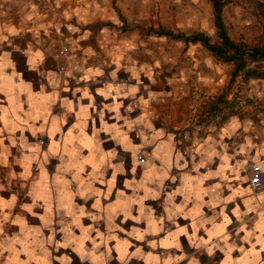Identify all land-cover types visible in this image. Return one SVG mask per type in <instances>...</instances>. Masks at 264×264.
<instances>
[{
    "label": "crops",
    "instance_id": "obj_1",
    "mask_svg": "<svg viewBox=\"0 0 264 264\" xmlns=\"http://www.w3.org/2000/svg\"><path fill=\"white\" fill-rule=\"evenodd\" d=\"M161 8L0 0V264H264V106L195 123L201 45L136 28Z\"/></svg>",
    "mask_w": 264,
    "mask_h": 264
},
{
    "label": "rangeland",
    "instance_id": "obj_2",
    "mask_svg": "<svg viewBox=\"0 0 264 264\" xmlns=\"http://www.w3.org/2000/svg\"><path fill=\"white\" fill-rule=\"evenodd\" d=\"M263 3L264 0H232L225 7L224 23L234 41L244 43L249 47L263 44L264 21L261 18L260 8ZM160 4L162 8L155 19L158 23L156 28L151 26L152 21L149 19L141 21L144 24H136V28L142 30L145 35H156L164 28L165 32L174 34L205 33L214 42L217 41L215 15L210 0H160ZM55 14L57 13L48 12L51 21L55 20ZM201 57L206 75L210 80L216 77L218 81L215 83L220 80V85H214L209 80L207 84H199L198 87L193 88L191 115L195 123L201 125L209 122L219 123L220 116L224 115V112L220 115V97L228 92L232 95V98H227L228 103L232 102V105L225 106L228 112L235 110L240 114L249 106H264L263 81L244 83L242 77H238L234 83H231L233 65L216 60L204 48H202ZM225 87L226 90H224Z\"/></svg>",
    "mask_w": 264,
    "mask_h": 264
},
{
    "label": "trees",
    "instance_id": "obj_3",
    "mask_svg": "<svg viewBox=\"0 0 264 264\" xmlns=\"http://www.w3.org/2000/svg\"><path fill=\"white\" fill-rule=\"evenodd\" d=\"M214 15L215 28L217 30V41L205 33H193L186 35L184 33L174 34L161 30V36L171 37L174 40L182 41L186 44H200L216 60L233 65L231 83H234L238 77H242L244 83L250 81L264 82V42L263 44L249 47L244 43L234 41L224 23L223 13L225 7L232 0H210ZM261 18L264 21V3L260 5ZM225 97H220V104L225 102Z\"/></svg>",
    "mask_w": 264,
    "mask_h": 264
},
{
    "label": "built area",
    "instance_id": "obj_4",
    "mask_svg": "<svg viewBox=\"0 0 264 264\" xmlns=\"http://www.w3.org/2000/svg\"><path fill=\"white\" fill-rule=\"evenodd\" d=\"M60 55L63 65L59 68V72L65 74L67 71V63L70 59V49L67 44L61 45ZM129 82V81H128ZM131 85L132 82H129ZM245 172L248 176L249 187L253 194L259 195L264 192V163H250L245 166Z\"/></svg>",
    "mask_w": 264,
    "mask_h": 264
}]
</instances>
